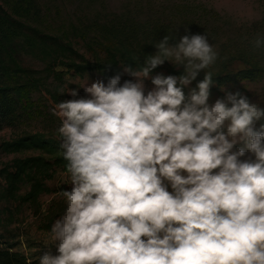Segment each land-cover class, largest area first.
Listing matches in <instances>:
<instances>
[{
    "label": "clouds",
    "instance_id": "9594fccd",
    "mask_svg": "<svg viewBox=\"0 0 264 264\" xmlns=\"http://www.w3.org/2000/svg\"><path fill=\"white\" fill-rule=\"evenodd\" d=\"M169 39L120 65L134 81L59 92L89 96L57 103L71 189L45 245L57 254L37 264H264V107L223 88L209 103L226 58L206 32ZM251 43L264 50V33ZM165 61L183 71L152 75Z\"/></svg>",
    "mask_w": 264,
    "mask_h": 264
},
{
    "label": "trees",
    "instance_id": "16d2710c",
    "mask_svg": "<svg viewBox=\"0 0 264 264\" xmlns=\"http://www.w3.org/2000/svg\"><path fill=\"white\" fill-rule=\"evenodd\" d=\"M46 18V17H45ZM44 14L37 8H28L16 15L0 5V123L15 126L27 107L32 91L44 88L56 101L52 90L58 87L63 75L73 72L82 75L97 71L104 78L121 73L120 65L143 64L144 57L154 54L155 43L168 35L174 44L185 34H203V30L189 27L169 28L166 25L148 27L130 16L112 18L65 19L56 26L47 23ZM195 23H191L193 25ZM237 44V43H236ZM227 41L223 45L221 58L216 63L217 73L213 77L218 86L234 79L252 80L264 77V63L254 48L243 47ZM137 60L134 61V58ZM29 59L42 63V68L28 64ZM240 62L245 68L234 74L225 73L229 63ZM111 63L110 65H105ZM64 68V69H58ZM159 66L153 70L156 72ZM183 70L169 67L172 75ZM211 71V70H210ZM203 78V72H200ZM49 82H51L49 84ZM52 85L51 90L48 87ZM186 91V89H184ZM0 152L19 155L0 168V202L18 201L27 204L33 214L46 219L42 228L50 230L52 221L63 211L61 200L50 201L42 214L39 197L48 191L45 182L57 169L66 170L59 143L42 133H24L0 143ZM29 153V154H28ZM23 186L26 191L20 194ZM9 213L8 209L0 210ZM1 221V218H0ZM0 264H27L26 257L9 247H0Z\"/></svg>",
    "mask_w": 264,
    "mask_h": 264
},
{
    "label": "rangeland",
    "instance_id": "374dc122",
    "mask_svg": "<svg viewBox=\"0 0 264 264\" xmlns=\"http://www.w3.org/2000/svg\"><path fill=\"white\" fill-rule=\"evenodd\" d=\"M0 5L13 15L28 8H37L44 14V18L46 17L47 23L54 26L67 18L103 20L122 15L130 16L136 21L147 24L148 27L156 25L185 29L195 27L207 33L209 43L218 51L219 57L222 55L226 41L234 46L240 44L243 47L253 48L251 42L257 34L264 33V0H0ZM192 22L195 24L191 25ZM234 46L230 48L227 46L228 51H231ZM255 51L261 59L263 58L264 63V50L255 49ZM27 63L38 69L43 67L41 62L34 59H29ZM169 67L183 70L182 66L174 67L165 61L152 75L158 73L165 76L172 75ZM243 68H245L244 64L234 61L228 64L226 72L222 75L234 74ZM218 69L221 67L216 68L215 64L209 70L216 72ZM200 79H202L201 75L198 74L190 87H194ZM86 80L89 84L97 80L107 82V78L97 71L85 72L82 75L70 72L63 75L61 82L55 81L52 84L58 87L55 90L52 85L49 86L51 82L48 80V87L53 89L52 94L57 98L56 101L52 100L44 88L32 91L28 94V105L15 126L0 123V143L24 133L35 132L42 133L47 138L51 137L53 142L59 143L57 128L60 125V116L57 103L89 96L82 88L77 89L76 96L59 92L65 90V85L70 81L74 84H69L68 87L76 88L83 86ZM125 80L134 81L135 78L121 71L120 83L122 84ZM152 87L150 78L145 79V92ZM221 88L227 91H239L250 102H258L261 107H264V77L262 76H255L252 80L234 79L220 86L213 83L210 86L209 103L223 97L224 92ZM260 123H264V119L257 122V128ZM241 146L236 145V147ZM15 156L19 155L0 152V168ZM66 180V170L57 169L45 182L48 191L39 197L42 214L48 208L50 201L59 199L63 202L62 191L71 189V184H65ZM26 189V186H23L20 194H23ZM4 208L8 209L9 213L0 214V247H9L11 250L22 253L26 257L27 264H37V258L45 252L57 254L54 246H45L48 244L50 235L49 230L42 228L46 219L33 214L27 204L21 205L18 201H1L0 210Z\"/></svg>",
    "mask_w": 264,
    "mask_h": 264
}]
</instances>
